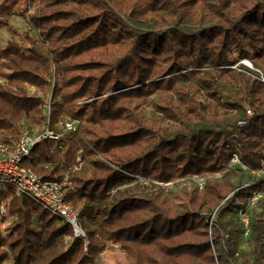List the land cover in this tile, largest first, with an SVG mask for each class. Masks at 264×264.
Here are the masks:
<instances>
[{
    "label": "trees",
    "instance_id": "trees-1",
    "mask_svg": "<svg viewBox=\"0 0 264 264\" xmlns=\"http://www.w3.org/2000/svg\"><path fill=\"white\" fill-rule=\"evenodd\" d=\"M16 11L37 35L0 48V140L80 120L24 163L68 174L86 236L14 194L24 228L0 233V264H106L117 244L130 264H264V178L230 166L264 160V0H0V28ZM248 207L243 249L242 221L224 216Z\"/></svg>",
    "mask_w": 264,
    "mask_h": 264
},
{
    "label": "built area",
    "instance_id": "built-area-1",
    "mask_svg": "<svg viewBox=\"0 0 264 264\" xmlns=\"http://www.w3.org/2000/svg\"><path fill=\"white\" fill-rule=\"evenodd\" d=\"M50 108V103H47L45 110L48 115ZM248 112L251 113L250 110ZM78 122L77 119L68 117L59 123L65 130H75ZM61 137V133L46 125L41 131H32L25 127L15 140L13 148L0 140V212H8L14 194L24 195L59 216L63 221L70 223L76 237L85 238L86 233L79 222V211L64 197L65 188L70 183L68 174H64L60 180H52L35 172L24 163L39 142L42 140L58 142ZM233 163L240 165L243 170L249 169L241 162L237 153L233 154ZM252 173L255 178H264V160L258 168L252 170ZM203 183L204 180H200L201 188ZM263 196L264 188L255 191L251 203H255ZM240 217L244 226V234L248 235L250 232L248 212L241 210Z\"/></svg>",
    "mask_w": 264,
    "mask_h": 264
},
{
    "label": "rangeland",
    "instance_id": "rangeland-1",
    "mask_svg": "<svg viewBox=\"0 0 264 264\" xmlns=\"http://www.w3.org/2000/svg\"><path fill=\"white\" fill-rule=\"evenodd\" d=\"M4 17H5V19L7 21V25L9 27L4 25V26H2L0 28V48L5 46L9 42V40H11L13 38L17 39L18 41H20V36L23 37V35H24V33L26 31H32L31 26L29 25V23L26 21V19L19 12L16 11L15 14L10 15V16H4ZM10 27H13L14 29H16L17 34L19 36H17V34L14 35L12 30L9 29ZM32 33L35 36L37 35L35 31H32ZM26 47H28V46H25V51L28 50V48L26 49ZM241 62L247 64L248 66H250L252 68H254L253 64L248 59H243ZM233 67H235V66H233ZM3 70H4L3 71L4 74H6V75L10 73L9 69H4L3 68ZM0 77H1L0 80H2L1 82H4L5 80H3V78H4L3 77V73H2V75H0ZM262 79L264 80V78H262ZM51 80L54 83L55 78L53 77V78H51ZM27 90H28L29 94H33V93H35L38 90V88L35 87V86L27 85ZM49 92H51V90H49ZM49 100H51V96L49 97ZM249 110L250 109L247 110V116L248 117L253 114L252 110H250L251 113L248 112ZM46 113H47V111H46ZM69 118H71V117H69ZM77 120L79 121L78 122V125H79L80 120L79 119H77ZM241 121H243V123H240ZM59 122L56 123V126L59 129L62 130L59 133L64 135V133H67L68 130H65ZM244 123H246L245 120H240L239 121L240 125H242ZM78 125H77V127H78ZM34 131H37V130L34 129ZM49 144L51 145L50 148L52 150L56 147L55 143L51 142ZM82 163L83 162H82L81 158H78V162L75 165V168H79L82 165ZM230 166L232 168H238V167L241 168V166L238 165V164H234V163L232 164V160L230 162ZM252 170H254V169L253 168L244 169V170L242 169V171L244 173V176L247 175V176H245V177H248L247 179L251 180L250 177L251 176L254 177L253 176L254 174L252 173ZM201 180H203V179H201ZM199 184H200V180H199ZM203 185H204V183H203ZM200 188H201V186H200ZM11 206L12 205L10 204V209L8 210V212L7 211L4 212V213L0 212V233H1L2 237L4 239H6L7 241H10L12 238H14L18 234H20L23 231V228H24L23 225H18V223H17L18 222L17 221L18 220V215L11 213ZM75 209L78 210L77 208H75ZM247 212H248V214L250 213L249 207L247 209ZM239 216H240V211L234 212L232 214L231 213H227L224 216V219L228 220V219L231 218V219L240 221L241 219H239ZM248 238H249V236H246L244 233L241 235L240 243H239V247L240 248L248 249V247H249L248 246ZM68 240L71 241V238H69ZM129 250H130V248H129L128 245H125V246L121 247V244H117V245L110 246V247L106 248V250H104V257H105L104 259H105L106 264H130V262H129L128 258H127V253H128ZM5 264H14V261H13V259L11 257H9L6 260Z\"/></svg>",
    "mask_w": 264,
    "mask_h": 264
}]
</instances>
